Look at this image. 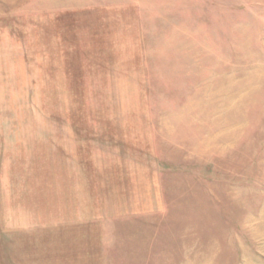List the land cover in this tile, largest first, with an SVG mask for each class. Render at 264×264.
<instances>
[{"label":"rangeland","instance_id":"rangeland-1","mask_svg":"<svg viewBox=\"0 0 264 264\" xmlns=\"http://www.w3.org/2000/svg\"><path fill=\"white\" fill-rule=\"evenodd\" d=\"M0 264H264V0H0Z\"/></svg>","mask_w":264,"mask_h":264}]
</instances>
